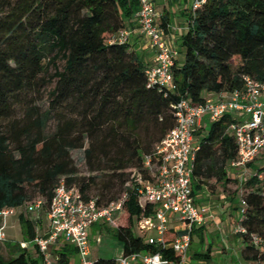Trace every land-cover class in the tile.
I'll use <instances>...</instances> for the list:
<instances>
[{
  "label": "trees",
  "instance_id": "16d2710c",
  "mask_svg": "<svg viewBox=\"0 0 264 264\" xmlns=\"http://www.w3.org/2000/svg\"><path fill=\"white\" fill-rule=\"evenodd\" d=\"M139 6V0H0V211L41 199L40 212L47 213L60 182L100 207L127 193L123 226L104 223L122 243L123 255L161 253L178 261L171 247L147 241L157 207L140 206L136 178L151 179L146 158L176 126L175 106L182 99L202 105L207 94L241 89L243 76L264 83V0H206L190 11L173 90L149 87L141 57L129 43H112ZM233 121L224 114L206 131H193V196L233 181ZM75 150L83 151L86 172L75 163ZM262 155L246 165L242 180L239 225L245 232L239 235L250 242L242 251L248 261H264V254L245 253L257 245L254 237L262 242L264 236V164L256 161ZM19 218L24 242H33L39 220L24 213ZM139 221L147 230L135 232ZM201 230L193 226L192 234ZM175 237L170 232L168 242ZM13 247L19 256L0 254V264H28L27 249ZM62 249L58 264H70L69 245Z\"/></svg>",
  "mask_w": 264,
  "mask_h": 264
},
{
  "label": "built area",
  "instance_id": "2783aa9c",
  "mask_svg": "<svg viewBox=\"0 0 264 264\" xmlns=\"http://www.w3.org/2000/svg\"><path fill=\"white\" fill-rule=\"evenodd\" d=\"M206 0H194L190 11L199 8ZM136 13L139 32L156 50L154 64L145 70L148 86L175 89L174 65L177 49L166 40L158 21L159 13L153 0H139ZM131 30L124 28L113 38L112 43L127 44ZM243 86L232 92L215 94V100H206L202 105H192L182 99L175 106L176 126L159 142L153 154L147 156L146 167L151 179L145 180L140 175L136 178L140 202L143 208L146 202L156 205L152 218L154 235L147 241L156 248L171 247L180 256L176 261L164 257L161 253H134L122 255L112 264H182L192 241V228L204 222V212L199 210L194 201L191 186L192 161L198 145L194 144L193 131L202 128V116L207 113L208 121L213 122L224 114H231L234 121L229 126L237 145V157L229 163L230 168H242L245 174L246 165L264 152V83L257 82L249 76H243ZM126 193L117 202L107 206H98L96 200L85 201L73 188L64 182L56 187L47 215L49 229L43 235H37L33 243L43 256L46 264H52V247L62 242L75 246L81 264H98L91 259L90 228L98 222H115L124 212ZM44 202L39 199L26 203L28 213L40 212ZM244 203L240 209L243 213ZM15 213V209H3L0 218ZM177 216L182 231L168 242L170 219ZM145 221L149 219L145 218ZM5 223L0 224V242L5 239ZM236 233H244L239 225ZM255 244L259 238H253Z\"/></svg>",
  "mask_w": 264,
  "mask_h": 264
},
{
  "label": "rangeland",
  "instance_id": "374dc122",
  "mask_svg": "<svg viewBox=\"0 0 264 264\" xmlns=\"http://www.w3.org/2000/svg\"><path fill=\"white\" fill-rule=\"evenodd\" d=\"M179 63H182V60L185 59V51L184 48H180V55L178 57ZM208 114L205 113L202 116V128L204 131L208 129L210 126V122L208 121ZM73 158L75 160V163L79 167V169L82 172H86V165L84 161V155L83 151L81 150H75L72 153ZM264 156V155H262ZM260 156V157H262ZM258 157V158H260ZM261 165L264 164V158L256 160ZM228 174L233 181L229 184H227L225 187H216L213 191L212 195L214 197L219 196L220 193H224L225 197L227 199H233V203L238 208L239 201L242 200V197L245 194V189L243 188V181H239V177L242 176L243 170L242 168H230L228 169ZM247 175H245L246 177ZM244 177V178H245ZM220 198V197H219ZM219 198H217L219 202ZM139 202H144V197H139ZM224 203V202H223ZM229 203V202H227ZM221 204V203H220ZM226 205V204H223ZM19 210L7 218V226L5 227V234H6V241L7 242H15V243H22L25 241V236L22 230V225L19 221ZM25 216L29 219H32L34 221L42 220L44 217L43 212H36V213H25ZM128 218V215L126 211L122 212V214L117 217L116 221L119 222V224L116 225V227L123 226L125 219ZM110 222H98L93 227L90 228L89 234L91 239V259L93 260H114L122 256L123 254V245L122 243L113 235L111 230H109V224H104ZM140 226H137L135 224V232H138L140 227L144 230H147V224L146 222H140ZM239 223L233 222V221H226L224 225V234H228V238L225 237L224 234H214L212 229H219L218 227L213 226V228H208L207 231L204 234V241H200V239L197 236H193V242L190 246V253H200L203 252L207 254V250L211 249L210 251V258L206 260L200 261V264H264V261H247L240 257V255L243 257V249L245 248V245L249 244L250 242H243L242 238L239 234L233 233V227L235 228V225ZM232 227V228H231ZM210 229V230H209ZM213 229V230H214ZM232 229V230H231ZM231 230V231H229ZM224 236V237H223ZM262 238V242H260L257 245H254V250L245 251V253H248L250 256H252L254 253H256L258 256L261 254H264V236L260 234ZM239 238V242L236 243L234 241L235 238ZM100 238V241H99ZM225 239V241L223 240ZM0 254H3V256L7 259L11 256L10 247L6 245V242H2L0 244ZM29 252L38 255L39 251L38 248L33 246L31 242H26V246H30ZM69 245V244H68ZM63 251V249H58L56 246L52 247L51 254L52 258L55 259L59 254ZM68 257L70 260V264H81L79 254L77 251H75V246L69 245L68 250ZM193 264H199L197 262H193Z\"/></svg>",
  "mask_w": 264,
  "mask_h": 264
},
{
  "label": "crops",
  "instance_id": "0c3cea01",
  "mask_svg": "<svg viewBox=\"0 0 264 264\" xmlns=\"http://www.w3.org/2000/svg\"><path fill=\"white\" fill-rule=\"evenodd\" d=\"M194 0H153L154 5L159 13V18L158 21L160 25L162 26L163 22H166L167 27L162 28L164 36L168 42H170L178 52L177 55V60L179 62V55H180V44H181V37L186 33L187 31V15L190 12L192 3ZM126 28L131 30V37H130V47L132 50H134L143 60L146 66H152L154 64V58L156 54V50L150 45L149 41L144 38L140 32H139V25L137 21L136 15L132 17V19H129L126 21ZM183 61V60H182ZM206 100H215V96L212 94H207L206 95ZM203 123V122H202ZM194 144H197L196 141H194ZM246 171V169H245ZM248 172L242 174L238 179L241 182L245 175H247ZM221 187V185H217V188ZM220 197V198H219ZM219 198V202L217 200ZM194 201L195 205L199 210H203L204 212V222L201 225H195V228H202V232H194L192 234V241L193 242V236H197L200 241H204V234L207 231L208 228H213V226L218 227L219 229H212L214 234H224V225L226 221H233L238 222L240 221V209L242 207V201H239V206L238 208L236 205L233 203V199L229 200L225 197L224 193H220L219 196L214 197L212 193L207 189L203 188L199 192H197L194 195ZM224 202V203H223ZM229 202V203H227ZM221 203V204H220ZM226 204V205H223ZM19 210L18 217H20L21 213H27L25 211V208H18L15 209V213ZM14 213V214H15ZM13 215V214H12ZM11 215L7 216L6 218H0V224H4L7 226V218L10 217ZM20 221V218H19ZM49 219L47 213H44L43 219L39 220L37 224V235H43L45 234L48 229H49ZM239 226V223L235 225V228ZM232 228V227H231ZM235 228L233 227L231 230L233 231L234 234H239L235 232ZM209 229V230H210ZM229 230V231H231ZM182 231V225L179 222L177 216H172L170 219V232L174 233L175 235H178ZM155 232L151 226L150 231L148 232V236L154 235ZM225 237L228 238V234H224ZM224 237V236H223ZM148 238V237H147ZM235 238V237H234ZM91 240V239H90ZM225 241V239H223ZM6 242V245H8L13 251L11 253V257H16L19 256L20 253L17 252L16 248L13 247V245H16L18 243L15 242H7L6 241V234H5V239L2 242ZM100 241V238H99ZM234 241L236 243L239 242V238H235ZM0 242V244L2 243ZM33 246L34 243L31 242ZM22 247L27 249V254H26V259L28 264H46L43 256L39 253L38 255H34L29 252L28 249H30V246H26V242L20 243ZM190 244V246H191ZM65 245H68V243L62 242L61 244L57 245L56 247L58 249H62ZM71 245V244H69ZM1 246V245H0ZM210 247L207 250V254L200 252H194L190 253V247L187 251V254L183 260L182 264H193V262H197L200 264V261L203 259H209L210 258ZM78 253V252H77ZM3 256V254H1ZM123 255V254H122ZM4 257V256H3ZM240 257L244 259L241 255ZM5 258V257H4ZM7 258V259H9ZM120 258V257H119ZM6 259V258H5ZM52 259V264H58V259L59 256H57L55 259ZM118 259V258H117ZM114 259V260H117ZM245 260V259H244ZM248 261V260H247ZM136 264V263H133Z\"/></svg>",
  "mask_w": 264,
  "mask_h": 264
}]
</instances>
